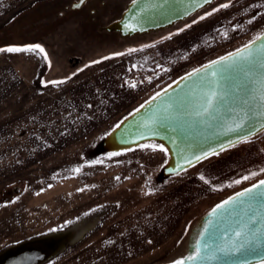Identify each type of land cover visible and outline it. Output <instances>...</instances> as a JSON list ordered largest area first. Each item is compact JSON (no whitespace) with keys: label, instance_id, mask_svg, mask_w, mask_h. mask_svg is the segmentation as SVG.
I'll return each mask as SVG.
<instances>
[{"label":"rangeland","instance_id":"rangeland-1","mask_svg":"<svg viewBox=\"0 0 264 264\" xmlns=\"http://www.w3.org/2000/svg\"><path fill=\"white\" fill-rule=\"evenodd\" d=\"M32 1L0 0V25ZM234 1L172 40L88 71L64 88L34 93L36 56L0 54V252L84 222L82 236L44 264H154L165 257L173 263L180 239L187 251L202 217L251 184L221 178L231 150L156 193L146 192L143 181L160 151L79 171L58 167L160 86L263 31L264 0ZM0 32V49L24 47L39 36L15 22Z\"/></svg>","mask_w":264,"mask_h":264},{"label":"water","instance_id":"water-1","mask_svg":"<svg viewBox=\"0 0 264 264\" xmlns=\"http://www.w3.org/2000/svg\"><path fill=\"white\" fill-rule=\"evenodd\" d=\"M215 1L137 0L124 15L123 20L118 22L113 29L134 34L164 28L176 22L193 18ZM238 1L240 0L234 2ZM34 2L32 1L23 9L13 13L0 25V29L6 26L19 12L31 7ZM259 37H264V30L248 42L205 61L168 81L129 109L107 129L76 148L59 163L58 167L77 170L127 154L159 151L153 150V147L158 149L159 146H163L167 149V153L160 151L161 158L158 164L143 181V188L146 192L156 193L166 189L204 161L235 149L244 143L258 141L264 136V115H261L262 108L259 99L261 95H264V53L258 54L255 63L251 66L239 64L232 69L223 71V73L217 72L215 90L217 94L225 95L227 101L220 108L216 120H201L196 116V112L199 110L204 92L208 90L202 81L208 73L215 70L209 68L205 73L203 69L218 60L238 53L240 50H245L244 54L246 55L248 45H253L254 50L260 53V50L264 49V40L258 39ZM42 61L45 66L43 65V68L40 69L36 82L40 80V76L47 68L43 57ZM219 67L224 68L225 66ZM198 70L201 72L200 75L185 79V77H189V74ZM249 70L254 73L251 79L245 76V72ZM44 90L46 89L42 91ZM158 93L166 95L159 97ZM154 97L155 99H153ZM169 97L184 98L186 104H182L179 108L173 106L170 109L173 116L171 120L164 124L159 122L153 124V114L166 107L165 101ZM253 97L257 98L253 99ZM245 100L248 101L247 104L244 103ZM232 110L248 112L250 115L254 127L250 126L249 132L245 134L247 142L241 141L237 133L223 134L227 132L228 126L234 123L230 115ZM150 131H154L155 134L150 135ZM145 145L149 147H145ZM205 152L208 153L209 158L196 161L195 157L203 156ZM213 152L219 154L212 155ZM189 159H191V163H189ZM261 181L215 205L202 217L199 222L198 236L193 243L189 244L187 255L181 259L185 264H261L264 262V201L255 202L253 208L249 209L245 198L235 204L228 205L224 210L216 211L218 205L237 197L239 193L252 188ZM214 212L215 215H213ZM253 214L257 220L255 228L259 229L262 234L256 252L243 249L241 252L229 255L218 253L213 259H197L195 261L189 259L196 254L195 246L197 244L201 246V256L208 255L217 246L232 249L234 245H238L240 241L236 240L232 234L233 230L242 228ZM75 226L63 232L47 234L8 246L0 252V264H44L48 262L65 250L68 245L76 242L87 229L86 227L81 231ZM205 229H208V232H205ZM202 237L204 239H201ZM205 243L212 244V248H209L207 252L204 251ZM176 262L170 264H176Z\"/></svg>","mask_w":264,"mask_h":264},{"label":"flooded vegetation","instance_id":"flooded-vegetation-1","mask_svg":"<svg viewBox=\"0 0 264 264\" xmlns=\"http://www.w3.org/2000/svg\"><path fill=\"white\" fill-rule=\"evenodd\" d=\"M34 1L31 7L19 12L8 24L12 22L23 23V26L27 24L39 33L33 43L16 47L39 45L47 53L48 59L45 60L47 68L36 85L33 81L44 64L41 55L32 53L40 62V68L30 87L37 93L48 87L64 88L88 71L117 62L123 57L136 55L160 43H166L206 17L205 13H215L221 8L224 9L226 8L224 5L229 6L234 0H216L191 19L134 34L118 31L113 27L123 20L124 15L137 0ZM22 37L26 38L25 35ZM7 53L11 52L0 51V54ZM52 81L63 83L54 85Z\"/></svg>","mask_w":264,"mask_h":264},{"label":"snow or ice","instance_id":"snow-or-ice-1","mask_svg":"<svg viewBox=\"0 0 264 264\" xmlns=\"http://www.w3.org/2000/svg\"><path fill=\"white\" fill-rule=\"evenodd\" d=\"M77 7L79 4L76 5ZM224 7H228V5H224ZM258 39L264 40V37H259ZM0 51H7V52H14V53H34L36 55H41L43 59L47 60L48 56L45 50L40 47L39 45L36 46H30L27 48H9V49H0ZM245 50H240L236 54H232L228 58H223L221 60L216 61L214 64L208 65L205 69H203V72L207 73L209 68H214L215 70L211 73H208L206 77H204L202 83L204 84V87L208 90L204 92L202 102L199 105V110L196 112V116L200 118L201 120H207V121H214L217 119L218 112L222 106L225 105L227 101V97L223 94H217L215 90V77L217 76V72L223 73V71L232 69L236 67L239 64H246V65H253L255 63V59L258 54L264 53V49L260 50V53H257V51L254 50L253 45L247 46V54H244ZM229 60H231V63H229ZM224 65V68H220L219 66ZM200 70L193 72L189 74V77H185V79H189L193 76L200 75ZM254 73L249 70L248 72H245V76L249 79L252 78ZM52 84H58L63 83V81H52ZM164 93H158L157 96L163 97ZM257 97H253V99H256ZM155 99V97L153 98ZM261 101V108L262 112L261 115H264V95H261L259 97ZM244 103H248L247 100L244 101ZM166 107L157 113L153 114L152 123L156 124L159 122L160 124H164L165 122L171 120L173 118L170 109L173 106H176L179 108L182 104H186V100L184 98L180 97H169L167 101H165ZM231 118L234 121V123L227 128V132L223 134H229V133H237L239 134V139L243 142H247L246 135L249 130L250 126L254 127L252 125L250 115L248 112H242V111H235L232 110L230 112ZM238 118V119H237ZM150 135H154V131L149 132ZM234 146V145H233ZM145 147H149L145 145ZM153 150H159L161 152L167 153V149H165L163 146H159L158 149L153 147ZM218 152H213L212 155H218ZM209 158V155L207 152L201 155H197L195 157L196 161H200L202 159ZM189 163H191V159H189ZM183 167V166H181ZM76 171H79L77 169ZM253 175H255L253 173ZM201 180H204L205 178L203 176L200 177ZM245 179H248L245 177ZM207 183L208 181L205 180ZM246 198L249 209H252L255 202L258 201H264V181H261L259 184L253 186L252 188H249L245 190L244 192H241L238 194L237 197H233L231 200L224 202L221 205L217 206L216 211L224 210L228 205L235 204L237 201H242ZM216 213L214 212L213 215ZM211 223V221H210ZM257 223L256 216L253 214L251 218L247 221V223L240 228L239 230H233V235L235 236L236 240L240 241L238 245H234L232 249H227L225 247L217 246L213 249L211 253H209L206 256H201V246L197 244L195 246V255L189 257L190 260L195 261L197 259H213L217 256V254H234L237 252H241L243 249H247L249 252H256L259 248V241L261 238V233L259 229L255 228V225ZM205 232H208V229H205ZM223 238V237H222ZM201 239H204L203 237ZM209 248H212V244L205 243L204 244V251L207 252ZM176 264H185L183 260L177 261Z\"/></svg>","mask_w":264,"mask_h":264},{"label":"crops","instance_id":"crops-1","mask_svg":"<svg viewBox=\"0 0 264 264\" xmlns=\"http://www.w3.org/2000/svg\"><path fill=\"white\" fill-rule=\"evenodd\" d=\"M230 152L228 163L223 165L220 170L222 179L227 178L232 184L251 180V184H248V186L246 185L247 187L264 179V175L259 176L260 174H264V149L258 141L244 143L232 149ZM253 173L255 175H253ZM257 174L260 178L257 177L256 180L254 177L257 176ZM245 177L248 179H245Z\"/></svg>","mask_w":264,"mask_h":264},{"label":"trees","instance_id":"trees-1","mask_svg":"<svg viewBox=\"0 0 264 264\" xmlns=\"http://www.w3.org/2000/svg\"><path fill=\"white\" fill-rule=\"evenodd\" d=\"M208 14H210V12H207V13H205V16L206 15H208ZM258 142H259V144L262 146V148L264 149V136L263 137H261L259 140H258ZM191 235H193V239H192V241H191V243H193L195 240H196V238H197V236H198V227H197V229H195V231H194V233L193 234H191ZM185 243V239H184V237H182L181 239H180V241L178 242V249H176L175 251V258H173V260L176 262V261H180L181 259H183L186 255H187V251H185L184 250V248L186 247V244L185 245H183ZM168 255H169V253H168ZM162 261H164V263L166 262V263H170V261H171V258H169V257H165L163 260H159L158 262H155L154 264H157V263H159V262H162Z\"/></svg>","mask_w":264,"mask_h":264},{"label":"bare ground","instance_id":"bare-ground-1","mask_svg":"<svg viewBox=\"0 0 264 264\" xmlns=\"http://www.w3.org/2000/svg\"><path fill=\"white\" fill-rule=\"evenodd\" d=\"M88 224V223H87ZM86 223H80V224H77L75 227H76V229H78V230H83V229H85L86 227H88V225H87Z\"/></svg>","mask_w":264,"mask_h":264}]
</instances>
